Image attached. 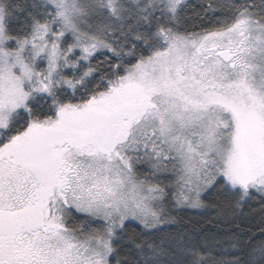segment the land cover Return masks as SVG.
Instances as JSON below:
<instances>
[{"label":"snow or ice","instance_id":"snow-or-ice-1","mask_svg":"<svg viewBox=\"0 0 264 264\" xmlns=\"http://www.w3.org/2000/svg\"><path fill=\"white\" fill-rule=\"evenodd\" d=\"M0 264H264V0H0Z\"/></svg>","mask_w":264,"mask_h":264},{"label":"trees","instance_id":"trees-1","mask_svg":"<svg viewBox=\"0 0 264 264\" xmlns=\"http://www.w3.org/2000/svg\"><path fill=\"white\" fill-rule=\"evenodd\" d=\"M258 207V205H256Z\"/></svg>","mask_w":264,"mask_h":264}]
</instances>
